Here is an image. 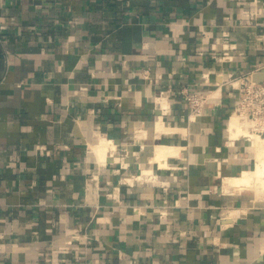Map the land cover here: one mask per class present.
<instances>
[{
    "label": "crops",
    "instance_id": "obj_1",
    "mask_svg": "<svg viewBox=\"0 0 264 264\" xmlns=\"http://www.w3.org/2000/svg\"><path fill=\"white\" fill-rule=\"evenodd\" d=\"M263 2L0 0V264H264V196L223 190L257 156L219 87L264 79ZM183 89L217 94L192 115Z\"/></svg>",
    "mask_w": 264,
    "mask_h": 264
},
{
    "label": "bare ground",
    "instance_id": "obj_2",
    "mask_svg": "<svg viewBox=\"0 0 264 264\" xmlns=\"http://www.w3.org/2000/svg\"><path fill=\"white\" fill-rule=\"evenodd\" d=\"M213 93V96H215V94H217V91L215 90ZM252 124L253 123L249 118H246L237 112L233 113L229 118L227 130L231 139L245 138L249 140L256 150L257 163L253 169L243 171L242 175H238L231 178H224L223 190L225 192L236 193L242 191L243 189H253L256 194V198H261L264 196V136L256 132H252L253 130H251L250 128L252 127ZM173 130L174 129L167 127L163 119L160 117L155 123L152 132L170 133ZM148 132L149 131L147 130L146 133ZM154 147L155 153L151 157L150 163H147L143 167L145 173L152 172V162L157 160L161 164H165L170 154H176L179 152L177 150L181 149V147H178L176 145L167 144L163 142L156 143ZM114 148V142L108 140L106 137H101L97 143L92 145L93 151L99 156L100 160H102L108 155V153L106 154L108 150Z\"/></svg>",
    "mask_w": 264,
    "mask_h": 264
},
{
    "label": "built area",
    "instance_id": "obj_3",
    "mask_svg": "<svg viewBox=\"0 0 264 264\" xmlns=\"http://www.w3.org/2000/svg\"><path fill=\"white\" fill-rule=\"evenodd\" d=\"M254 1L256 2L257 0ZM245 13L254 15L256 12L247 10ZM228 47V45H225V50ZM227 54L226 50L225 55L227 56ZM228 59H232V56H229ZM255 73V70L240 75L230 73L219 87L229 85L237 90L238 104L236 112L249 118L253 123L252 129L264 135V79L261 81L256 80ZM145 77H148V70L146 71V75H144ZM212 93L213 91L191 92L187 89L182 90V96L190 105L192 115H197L202 111L204 104L214 97Z\"/></svg>",
    "mask_w": 264,
    "mask_h": 264
},
{
    "label": "rangeland",
    "instance_id": "obj_4",
    "mask_svg": "<svg viewBox=\"0 0 264 264\" xmlns=\"http://www.w3.org/2000/svg\"><path fill=\"white\" fill-rule=\"evenodd\" d=\"M251 128V130H253L252 132H256L257 133V131H255L254 129H252V127H250ZM264 136V135H263Z\"/></svg>",
    "mask_w": 264,
    "mask_h": 264
},
{
    "label": "water",
    "instance_id": "obj_5",
    "mask_svg": "<svg viewBox=\"0 0 264 264\" xmlns=\"http://www.w3.org/2000/svg\"><path fill=\"white\" fill-rule=\"evenodd\" d=\"M256 80L261 81V79L256 78Z\"/></svg>",
    "mask_w": 264,
    "mask_h": 264
}]
</instances>
